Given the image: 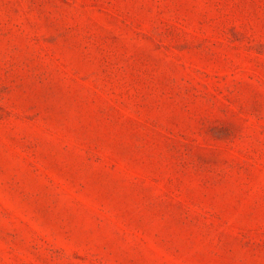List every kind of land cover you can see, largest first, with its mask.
<instances>
[{"label":"rangeland","instance_id":"rangeland-1","mask_svg":"<svg viewBox=\"0 0 264 264\" xmlns=\"http://www.w3.org/2000/svg\"><path fill=\"white\" fill-rule=\"evenodd\" d=\"M0 264H264V0H0Z\"/></svg>","mask_w":264,"mask_h":264}]
</instances>
